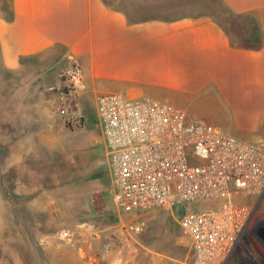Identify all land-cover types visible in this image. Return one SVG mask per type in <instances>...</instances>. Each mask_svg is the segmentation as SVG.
<instances>
[{
	"label": "crops",
	"instance_id": "0c3cea01",
	"mask_svg": "<svg viewBox=\"0 0 264 264\" xmlns=\"http://www.w3.org/2000/svg\"><path fill=\"white\" fill-rule=\"evenodd\" d=\"M10 10V20L0 17V73L57 56L77 63L85 90L165 102L264 144V0H10ZM5 122L7 170H15V193L28 194L24 149L37 146V131L28 142L23 119L20 130ZM129 236L116 235L108 261L136 264L145 254L131 251ZM86 238L98 264L100 236Z\"/></svg>",
	"mask_w": 264,
	"mask_h": 264
},
{
	"label": "rangeland",
	"instance_id": "374dc122",
	"mask_svg": "<svg viewBox=\"0 0 264 264\" xmlns=\"http://www.w3.org/2000/svg\"><path fill=\"white\" fill-rule=\"evenodd\" d=\"M9 5V0H0V17L8 15ZM69 65L60 57L42 55L18 72L0 73V264H92L85 253L86 237L96 235L98 264H118L108 261L106 252L124 230L131 251L145 252L136 264H180L189 245L179 219L189 209L211 207L218 200L140 215L117 210L97 126L96 94L84 88L69 97L61 76ZM10 92L16 98L6 99ZM35 103L44 107V115H37ZM7 104L12 113L7 114ZM8 117L19 130L23 119L22 137L28 142L37 131V146L24 149V195L15 193V170H7L5 161ZM236 201L249 206L251 220L225 264H264V238L258 233L264 225V191Z\"/></svg>",
	"mask_w": 264,
	"mask_h": 264
},
{
	"label": "built area",
	"instance_id": "2783aa9c",
	"mask_svg": "<svg viewBox=\"0 0 264 264\" xmlns=\"http://www.w3.org/2000/svg\"><path fill=\"white\" fill-rule=\"evenodd\" d=\"M61 76L69 97L84 89L75 61ZM95 104L117 210L140 215L218 200L179 219L189 245L180 264H225L251 220L236 200L264 191V144L149 98L102 92ZM258 233L264 238V225Z\"/></svg>",
	"mask_w": 264,
	"mask_h": 264
},
{
	"label": "trees",
	"instance_id": "16d2710c",
	"mask_svg": "<svg viewBox=\"0 0 264 264\" xmlns=\"http://www.w3.org/2000/svg\"><path fill=\"white\" fill-rule=\"evenodd\" d=\"M9 3H10V0H9ZM11 16H12V12L10 10V5H9V10H8V15L6 17H4L6 20H10L11 19Z\"/></svg>",
	"mask_w": 264,
	"mask_h": 264
}]
</instances>
